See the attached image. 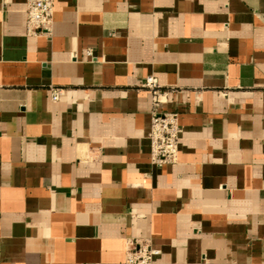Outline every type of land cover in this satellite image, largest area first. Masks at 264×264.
Here are the masks:
<instances>
[{"label": "crops", "instance_id": "0c3cea01", "mask_svg": "<svg viewBox=\"0 0 264 264\" xmlns=\"http://www.w3.org/2000/svg\"><path fill=\"white\" fill-rule=\"evenodd\" d=\"M26 8L0 0V264H264V0H54L39 36Z\"/></svg>", "mask_w": 264, "mask_h": 264}, {"label": "built area", "instance_id": "2783aa9c", "mask_svg": "<svg viewBox=\"0 0 264 264\" xmlns=\"http://www.w3.org/2000/svg\"><path fill=\"white\" fill-rule=\"evenodd\" d=\"M26 33L28 36L49 34L53 25L54 0H27ZM151 93V126L148 134L150 156L153 165L158 167L176 162L181 127L178 112L164 110L170 93L163 91L153 77L144 85ZM59 90H51V98L58 101ZM159 251L146 242L130 243L126 250L124 264H155Z\"/></svg>", "mask_w": 264, "mask_h": 264}]
</instances>
